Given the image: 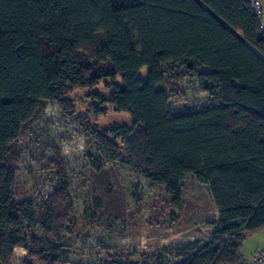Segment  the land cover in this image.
Returning a JSON list of instances; mask_svg holds the SVG:
<instances>
[{
    "label": "trees",
    "instance_id": "16d2710c",
    "mask_svg": "<svg viewBox=\"0 0 264 264\" xmlns=\"http://www.w3.org/2000/svg\"><path fill=\"white\" fill-rule=\"evenodd\" d=\"M195 75L206 96L198 106L182 92ZM103 79L120 84L101 103L132 119L101 133L80 122L104 156L162 187L176 212L186 178L210 189L217 229L180 245L174 264H234L245 237L264 228V31L250 0H0V264L16 248L22 264H77L55 246L71 211L65 176L40 227L54 240L46 248L8 164L45 103L70 116L66 94Z\"/></svg>",
    "mask_w": 264,
    "mask_h": 264
},
{
    "label": "rangeland",
    "instance_id": "374dc122",
    "mask_svg": "<svg viewBox=\"0 0 264 264\" xmlns=\"http://www.w3.org/2000/svg\"><path fill=\"white\" fill-rule=\"evenodd\" d=\"M96 39L98 44L103 42L100 34ZM145 74L142 69L140 76ZM113 83L118 85L120 80L103 79L91 90L72 89L65 96L72 105V115L49 101L24 127L8 164L15 176L16 199L33 201L37 223L33 234L47 248L54 240L40 227L46 206L65 176L71 211L55 245L62 262L154 264L159 257L158 264H174L180 245L209 241L217 229L219 213L209 187L192 177L181 183L182 211H174L162 187L132 168L109 161L85 135L81 121L89 122L99 133L132 127L127 114L101 103L109 98ZM182 92L197 106L206 102V96L199 92L197 75L182 84ZM107 138L123 153L124 141L111 135ZM26 255L24 249H14L10 264H22Z\"/></svg>",
    "mask_w": 264,
    "mask_h": 264
},
{
    "label": "built area",
    "instance_id": "2783aa9c",
    "mask_svg": "<svg viewBox=\"0 0 264 264\" xmlns=\"http://www.w3.org/2000/svg\"><path fill=\"white\" fill-rule=\"evenodd\" d=\"M250 7L253 15L259 20L260 28L264 31V1L250 0ZM234 264H264V249H259L249 259H245L239 255Z\"/></svg>",
    "mask_w": 264,
    "mask_h": 264
},
{
    "label": "crops",
    "instance_id": "0c3cea01",
    "mask_svg": "<svg viewBox=\"0 0 264 264\" xmlns=\"http://www.w3.org/2000/svg\"><path fill=\"white\" fill-rule=\"evenodd\" d=\"M262 248L264 249V228L245 237L241 245L240 256L249 259Z\"/></svg>",
    "mask_w": 264,
    "mask_h": 264
}]
</instances>
